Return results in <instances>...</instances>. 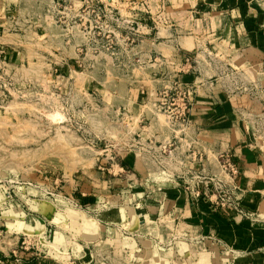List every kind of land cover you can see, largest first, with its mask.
I'll list each match as a JSON object with an SVG mask.
<instances>
[{
	"label": "crops",
	"instance_id": "0c3cea01",
	"mask_svg": "<svg viewBox=\"0 0 264 264\" xmlns=\"http://www.w3.org/2000/svg\"><path fill=\"white\" fill-rule=\"evenodd\" d=\"M99 1L134 5V54L149 71L116 110L125 111L113 118L112 149L50 185L0 184L6 262L264 264V0ZM55 3L0 0V73L23 74L34 63L23 51L35 47L28 32L55 37ZM52 56L45 64H55ZM61 66L74 74L68 62ZM175 77L191 87L181 131L161 124L155 107ZM165 148L167 178L156 170ZM222 152L236 163L232 178L220 169ZM197 176L226 181L249 216L215 207Z\"/></svg>",
	"mask_w": 264,
	"mask_h": 264
},
{
	"label": "rangeland",
	"instance_id": "374dc122",
	"mask_svg": "<svg viewBox=\"0 0 264 264\" xmlns=\"http://www.w3.org/2000/svg\"><path fill=\"white\" fill-rule=\"evenodd\" d=\"M59 2L73 4L75 11L50 12L58 26L55 37L48 31L26 34L35 47L28 44L24 55L30 61L35 56L34 63L23 74L0 73V184L41 181L50 185L65 173H80L94 155L113 143V120L121 119L125 111L121 107L116 112L118 106L128 104L125 93L145 69L149 71L134 54L141 39L134 5L121 4L119 10L115 2L100 1L112 9L101 15L91 8L76 11L79 5L74 1ZM83 12L88 14L86 30L80 25ZM53 53L55 64L49 66L45 61ZM64 62L74 66L70 77L61 66ZM61 72L63 77H56ZM157 112L160 123L170 126L167 117ZM168 158L157 160L156 170L163 178ZM0 233H6L5 224H0ZM32 240L24 245L30 246ZM0 264L14 263L6 262L0 250Z\"/></svg>",
	"mask_w": 264,
	"mask_h": 264
},
{
	"label": "built area",
	"instance_id": "2783aa9c",
	"mask_svg": "<svg viewBox=\"0 0 264 264\" xmlns=\"http://www.w3.org/2000/svg\"><path fill=\"white\" fill-rule=\"evenodd\" d=\"M107 6L109 5H102L99 0H82V4L76 11H89L88 9L91 8L92 11H96L97 14L99 13L102 15L104 11H112V9ZM55 9L56 11H75L73 9V4L62 5L59 0L55 3ZM79 17L80 22L82 19L84 20V22L80 24L81 28L86 30L88 25L86 23L88 21L87 12L80 13ZM187 60L189 61L190 57H187ZM191 105V87L187 83H184L180 77H175L170 86L164 87L158 92L155 103L156 110L167 117L173 130H176L177 127L182 130L183 126L186 125ZM112 148L113 146L111 144L109 148L105 150H110ZM163 153H166L168 157L172 155V152H170L168 148H165V152ZM219 165L221 171L231 178L237 173V166L230 152H222L219 155ZM197 178H200L205 185L202 193L209 198L215 207L232 210L235 214L244 217L249 216L247 211L239 203V199L234 195V188L231 189L222 178L216 176H197ZM197 192L200 195V192ZM25 240L27 241L29 238Z\"/></svg>",
	"mask_w": 264,
	"mask_h": 264
},
{
	"label": "bare ground",
	"instance_id": "6f19581e",
	"mask_svg": "<svg viewBox=\"0 0 264 264\" xmlns=\"http://www.w3.org/2000/svg\"><path fill=\"white\" fill-rule=\"evenodd\" d=\"M74 213H76V212H74ZM77 213H78V212H77ZM77 213H76V214H77ZM89 225H90V224H89ZM93 226H94V225H93ZM91 227H92V224H91ZM88 228L90 229V226H89ZM92 228H93V227H92ZM91 234H92V233H91Z\"/></svg>",
	"mask_w": 264,
	"mask_h": 264
}]
</instances>
